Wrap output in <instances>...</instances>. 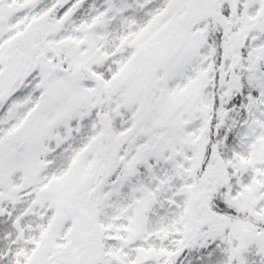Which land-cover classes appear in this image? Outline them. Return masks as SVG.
Instances as JSON below:
<instances>
[{
    "label": "snow or ice",
    "instance_id": "snow-or-ice-1",
    "mask_svg": "<svg viewBox=\"0 0 264 264\" xmlns=\"http://www.w3.org/2000/svg\"><path fill=\"white\" fill-rule=\"evenodd\" d=\"M0 264H264V0H0Z\"/></svg>",
    "mask_w": 264,
    "mask_h": 264
}]
</instances>
